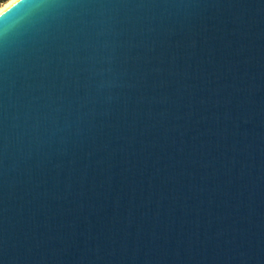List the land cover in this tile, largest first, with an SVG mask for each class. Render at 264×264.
Listing matches in <instances>:
<instances>
[{
    "label": "water",
    "instance_id": "95a60500",
    "mask_svg": "<svg viewBox=\"0 0 264 264\" xmlns=\"http://www.w3.org/2000/svg\"><path fill=\"white\" fill-rule=\"evenodd\" d=\"M0 264H264V0L3 9Z\"/></svg>",
    "mask_w": 264,
    "mask_h": 264
},
{
    "label": "bare ground",
    "instance_id": "6f19581e",
    "mask_svg": "<svg viewBox=\"0 0 264 264\" xmlns=\"http://www.w3.org/2000/svg\"><path fill=\"white\" fill-rule=\"evenodd\" d=\"M15 0H9L7 1L5 4H3L2 6H0V12L5 9L7 6H9L12 2H14Z\"/></svg>",
    "mask_w": 264,
    "mask_h": 264
},
{
    "label": "trees",
    "instance_id": "16d2710c",
    "mask_svg": "<svg viewBox=\"0 0 264 264\" xmlns=\"http://www.w3.org/2000/svg\"><path fill=\"white\" fill-rule=\"evenodd\" d=\"M7 0H0V6L3 5Z\"/></svg>",
    "mask_w": 264,
    "mask_h": 264
},
{
    "label": "rangeland",
    "instance_id": "374dc122",
    "mask_svg": "<svg viewBox=\"0 0 264 264\" xmlns=\"http://www.w3.org/2000/svg\"><path fill=\"white\" fill-rule=\"evenodd\" d=\"M7 1H9V0H7ZM7 1H6V2H7ZM6 2H5V3H6ZM5 3H4V4H5ZM1 6H2V5H1Z\"/></svg>",
    "mask_w": 264,
    "mask_h": 264
}]
</instances>
